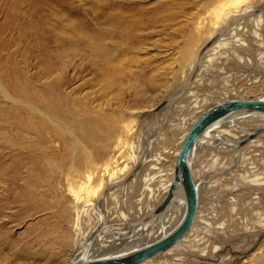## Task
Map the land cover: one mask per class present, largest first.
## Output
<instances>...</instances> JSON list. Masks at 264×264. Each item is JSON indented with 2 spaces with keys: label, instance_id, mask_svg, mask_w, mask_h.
<instances>
[{
  "label": "rangeland",
  "instance_id": "374dc122",
  "mask_svg": "<svg viewBox=\"0 0 264 264\" xmlns=\"http://www.w3.org/2000/svg\"><path fill=\"white\" fill-rule=\"evenodd\" d=\"M213 1L0 0V129L13 132L27 127L30 119L35 123L34 117H23L22 109L7 102L1 88L14 97L23 91L34 97L39 90L50 99L57 95V105L68 114L72 107L70 102L74 100L79 111L71 115L80 118L78 124L85 132L76 130V152L81 154L79 149L87 147L90 140L101 143L117 157L116 167L121 173L124 165L127 168L131 165L129 157L134 153L131 143L144 144L152 137L159 120L165 118L166 122L175 123L177 114V117L184 116V121L176 125L177 129L170 131L175 141L190 120L222 97L241 95L257 99L264 87V55L260 57L259 53L264 54V46H258L259 40L251 32L258 31L264 39V8L257 12L263 11L261 27L253 20L256 11L238 20L245 26L236 36L247 46H237L235 51L245 57L249 55L250 62L245 60L241 66L231 61L220 63L221 59L217 58V63L215 59L204 67L198 85L194 77L176 89L180 79L186 77L196 47L210 31L206 26L196 33L193 23L196 16L206 14L208 19L212 18ZM245 4L236 6L240 14H247L244 10L253 8L256 3ZM245 19L247 22L243 21ZM227 24L235 25L230 20ZM189 36H194L189 44L192 55L183 60V48ZM239 69L249 76L238 79ZM250 83L252 88L248 89ZM186 89L193 91L199 100V106L192 108L193 111L183 106ZM169 94L170 97H166ZM161 101H164L162 108H157ZM173 105L176 111L171 109ZM235 115L238 113L231 116ZM20 118L22 125L18 123ZM251 122H245L243 127L251 129L250 126L261 120ZM28 135L34 136L31 132ZM20 137L21 134L11 133L7 139L20 140ZM172 140L165 146L176 145ZM262 141L260 146L239 144L214 163L213 153L200 149L194 168L196 177L204 182L192 236L198 234L203 241L198 246L182 241L173 247L172 253L147 260L146 264H258L251 262L250 253L243 258L238 255L249 250L264 232V139ZM68 148V143L62 144L60 154L65 155V162ZM9 158L0 152L1 170L6 169L8 163L18 164V158ZM250 175L261 178L253 182L249 180ZM18 177L14 184L9 181L16 193L6 192V199L4 196L0 199L7 204L6 220L0 221V264H68L73 251L63 250L54 238L48 241L50 237L59 236L60 225L65 226V223H59L56 216L48 220L46 216L52 215L53 210L23 215L25 205L17 194L19 186L22 187V170ZM125 193V189L120 188L119 208L111 204L109 213L116 209L126 212V205L130 203ZM204 244L208 247L205 248L207 254L200 256L198 253L203 251ZM214 245L218 246L217 251H213ZM251 252L264 254V239ZM175 255L182 257L167 259Z\"/></svg>",
  "mask_w": 264,
  "mask_h": 264
},
{
  "label": "bare ground",
  "instance_id": "6f19581e",
  "mask_svg": "<svg viewBox=\"0 0 264 264\" xmlns=\"http://www.w3.org/2000/svg\"><path fill=\"white\" fill-rule=\"evenodd\" d=\"M248 1L256 4L253 8L248 7L244 10L247 14H240L236 6L244 5ZM213 2L215 3L211 9L212 18L208 19L206 14L196 16V20L193 23V30L196 33L203 31L206 26L210 27V31H206L207 38L203 42L200 41L201 44H198V47H196L195 58L189 65L190 68L187 71L186 77H181L180 85L176 88L178 90L187 80H192L194 77L196 80L194 81L198 85L201 81V72L204 70V67L211 62L216 61L217 63V58L221 59L220 63L231 61L233 65H241L240 63L245 60L247 62L251 61L249 55L245 57L235 51L237 46H247L245 41H241L242 38L236 36L238 31L245 26L238 20L247 15L254 14V11L257 13L264 8V0H214ZM262 12L257 13L253 17L256 26H259L260 22H262ZM229 20L235 23V25L230 26V24H227ZM243 21H246V19ZM257 32L251 33H254V37L259 40L258 46H264V39ZM214 36L216 37L215 40L206 45ZM191 38L190 36L187 38V45L183 48V56L181 55L183 60L192 55L190 51L192 48H190L191 45L189 44L191 40L193 41L194 36ZM196 40L199 41V39ZM259 53H261L260 57H263L264 54L261 51ZM238 71H241L239 74H236L238 79H245V77L249 76L248 73L244 74L246 71L244 72L243 69H239ZM167 82L169 80L165 83ZM251 82L253 83L255 80H251ZM252 83L249 84L248 89L252 88L250 86ZM1 89L5 93L7 102L22 109L24 112L23 117H34L35 123L33 124L31 119L28 118L27 120L30 119V123L24 129L18 128L19 130L13 132L0 129V144H2L1 148H3L0 149L1 155L3 157L10 156V160L17 158L19 160L18 164L11 162L7 164L6 169H0V199H2L1 196H4L6 199V192L16 193L13 192L9 181L14 184L19 179L18 175L22 170V187L19 186L17 194H20L25 205L23 215L29 214L31 211L53 210L54 213L52 215L46 216L48 220L49 217L56 216L58 222H64L65 226L60 225L61 232L59 236L50 237L48 241L52 242L54 238L55 242L61 243L63 250H67L68 252L73 251L74 256L70 261L120 255L155 240L170 230L180 220L186 204L181 186L177 187L170 206L165 212L160 213L154 219L146 218L166 194L174 175V164L184 135L201 111L193 119L191 118L192 120H190L188 126L186 125L182 128L175 141L172 140V133L170 131H173L178 123L184 121V116L177 117V114L175 117L177 121L175 120V123L172 121L166 122L165 118L164 120H159L152 137L146 140L144 144L131 143L130 149L134 152L129 157L131 158V165L128 168L124 165L123 172L120 173L119 167H116L117 157H113L114 154L110 153V148L109 150L105 149L101 143L97 144L95 141L90 140L87 147L79 149L82 152L81 154L76 152V141L78 138L76 130L83 131L84 129L78 124L80 118L72 116L79 111L74 100L70 102L72 107H69L68 114L61 111L57 105L59 101L57 95H53L52 99H50L47 94L39 90L35 91L34 97L24 91L20 92L17 97H14L5 92L3 88ZM260 90L261 94L259 93V96L262 97L258 96L257 99H264V87ZM183 96L185 101L183 106L187 110H192V108L199 106V100H197V95L193 91L188 89ZM166 97H170V94L166 95ZM231 98L248 99L241 95H234L222 97V100ZM161 102L157 103V105L161 104ZM176 105H173L171 109L173 108L176 111ZM236 113L238 115L231 116ZM232 114L215 121L202 133L194 144L189 157V165L196 186L198 204L194 222L188 232L180 239L179 243L185 241L187 245L198 246L203 241V237H198V234L192 236V231L199 216L198 207L200 204L201 187L204 182L203 179L196 177L197 173L194 167L196 166L195 162L198 157L197 153H199L200 149L210 151L215 156L212 161L214 163L218 159H221L227 151L237 148L245 135L264 125L263 114L255 113L248 115L242 112ZM252 120H261V122L253 124V127L250 126L251 129L243 127V125L245 126V122H251ZM85 121L86 119H84ZM18 123L22 125L21 118ZM172 124L174 125L172 126ZM236 129L239 130L237 131ZM29 132L34 134V136L28 137ZM11 133L16 135L21 134L20 140L7 139ZM65 137H68V140H65ZM262 139H264V132L246 142L245 145L260 146L263 144ZM170 140L174 141L176 145L169 148L165 144H169ZM65 143H68L70 146L67 152V162H65V155L62 154L63 157L60 154L62 144L65 145ZM247 148L249 147L247 146ZM126 153L128 154V152ZM127 169L129 170L127 171ZM198 169H200L199 165ZM259 178H261L259 175H253L249 177V180L257 182ZM205 183H207L206 180ZM120 188L125 189V192L129 195L130 205H126V212L116 209L114 213H109L112 208L111 204L118 206L117 204L120 202ZM124 198L122 197V199ZM150 199L154 202L149 203L148 200ZM6 205V201H0V221L2 223L6 220V215L4 214ZM203 224L210 223L203 221ZM205 248L208 249L207 244L203 245L201 249L203 251L198 253V255H206L205 251L207 249L205 250ZM172 249L173 247L164 254L172 253ZM22 250L26 254V248ZM217 250L218 246L214 245L213 251ZM250 254L251 257L249 258H253L251 262L264 264L263 253L250 252ZM180 257L182 256L175 255L167 259L173 260ZM140 264H146V261Z\"/></svg>",
  "mask_w": 264,
  "mask_h": 264
},
{
  "label": "water",
  "instance_id": "95a60500",
  "mask_svg": "<svg viewBox=\"0 0 264 264\" xmlns=\"http://www.w3.org/2000/svg\"><path fill=\"white\" fill-rule=\"evenodd\" d=\"M215 38L214 36L206 45L212 43ZM163 102L164 101H162L161 104ZM161 104H159L157 108L160 107ZM235 112H242L248 115L255 113L264 115V99L231 98L217 101L204 109L186 131L176 156L174 175L171 184L161 201L146 218L154 219L160 213L165 212L170 206L177 187L181 186L185 197V209L180 220L170 230L155 240L142 244L120 255L76 259L70 261L68 264H140L149 259L163 255L169 251L170 248L178 244L180 239H182L192 226L198 204L196 186L189 165V157L194 144L202 133L215 121ZM263 132L264 125L245 135L240 141V144H245L258 137ZM262 239H264V232L256 238L251 248L245 253L239 254L238 258H243L248 255Z\"/></svg>",
  "mask_w": 264,
  "mask_h": 264
}]
</instances>
